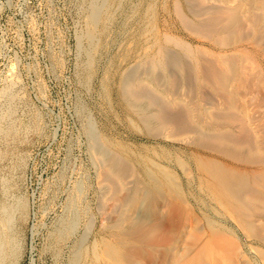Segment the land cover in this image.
I'll return each mask as SVG.
<instances>
[{
    "label": "rangeland",
    "instance_id": "374dc122",
    "mask_svg": "<svg viewBox=\"0 0 264 264\" xmlns=\"http://www.w3.org/2000/svg\"><path fill=\"white\" fill-rule=\"evenodd\" d=\"M176 2L185 9L184 0H0L9 264H264V233L217 185L255 164L147 130L121 92L128 69L155 50L154 32L199 45L180 30ZM101 5L106 16L89 38ZM94 136L133 169L130 200L104 194Z\"/></svg>",
    "mask_w": 264,
    "mask_h": 264
},
{
    "label": "bare ground",
    "instance_id": "6f19581e",
    "mask_svg": "<svg viewBox=\"0 0 264 264\" xmlns=\"http://www.w3.org/2000/svg\"><path fill=\"white\" fill-rule=\"evenodd\" d=\"M104 5L93 12L89 38L108 10ZM184 5L174 6L180 30L199 45L154 32L155 50L128 69L121 92L147 130L190 136L196 147L255 164L241 178H219L217 185L255 231L264 233V0H184ZM90 145L104 194L119 204L130 200V164L97 136ZM190 172L184 169L186 176ZM11 212L0 211V264L15 255Z\"/></svg>",
    "mask_w": 264,
    "mask_h": 264
}]
</instances>
